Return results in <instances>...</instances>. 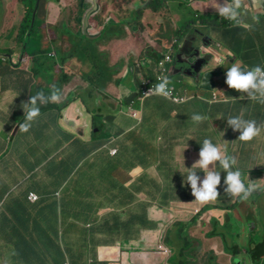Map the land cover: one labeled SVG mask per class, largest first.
I'll return each instance as SVG.
<instances>
[{"label": "crops", "instance_id": "0c3cea01", "mask_svg": "<svg viewBox=\"0 0 264 264\" xmlns=\"http://www.w3.org/2000/svg\"><path fill=\"white\" fill-rule=\"evenodd\" d=\"M9 1L0 0L2 32L11 28L7 23L10 15L29 17L31 11L30 0H15L12 8H2ZM44 1L49 7L44 13L48 23L56 12L52 5L55 0ZM155 2L162 6L160 11L152 8ZM102 3V29L111 31L100 42L108 45L106 53L100 51L107 68L102 104H108L113 112L111 120L107 117L102 121V131L93 134L95 119L86 97L91 91L89 82L82 91H70L69 98L61 91V100L53 102L28 132L19 131L25 118L17 122L9 114L11 109L0 115V264H42L34 258L51 260L50 253L55 256L63 242L76 264H109L113 257L117 258L112 262L122 257L127 261L129 256L144 253L139 246L147 239L156 240L153 253L165 247V240L177 241L166 248L178 256L188 253L187 245L193 249L211 246L212 251H206L205 256L215 263L217 254H227L217 240L223 234L215 229L232 226L233 218L237 225L240 208L228 207L240 200L224 193L226 173L219 164L220 195L215 202L201 205L194 201L186 177L199 159L204 139L220 145L227 155L237 158L236 168L245 184L255 183L257 191L263 190L255 191L260 195L252 196L254 192L241 209L250 219L257 207L252 220H260L259 230L264 229V209L259 208L264 202L259 205L257 200L264 194V131L244 142L227 124L229 117L241 115L264 124V103L248 99L225 83L226 71L233 63L248 70L264 68V0H243L236 20L226 19L215 10L224 0ZM113 10L126 14V18L119 19ZM26 23L21 29L25 30ZM193 29H200L203 36L198 44L201 72L186 74L180 65L168 66L169 86L182 102L176 104L159 95L139 101L140 89L155 80L160 59L165 54L174 58ZM21 57L20 63L13 60L9 69L20 83L16 91L28 101L30 74L24 73L27 67L21 64ZM86 64L92 68L91 62ZM14 87L6 85L4 91ZM241 95L245 99H240ZM54 106L60 111L53 110ZM193 114L206 119L194 122ZM111 151H117L116 155ZM191 170L204 178L199 167ZM31 193L37 195L36 203L29 201ZM65 214L69 221L63 226L59 219ZM198 219L204 236L196 231ZM154 230L159 233L153 234ZM255 247L260 251L257 257L264 261V235ZM55 261L54 257L51 264ZM168 262L173 263V259Z\"/></svg>", "mask_w": 264, "mask_h": 264}, {"label": "rangeland", "instance_id": "374dc122", "mask_svg": "<svg viewBox=\"0 0 264 264\" xmlns=\"http://www.w3.org/2000/svg\"><path fill=\"white\" fill-rule=\"evenodd\" d=\"M15 0H10L9 3H3L1 6L2 8H12V6L16 3ZM56 3V4H54ZM52 5L55 6L56 12L52 15L51 19H48V23L44 20V13L47 12L48 6L43 0L42 6L39 9L38 15H37V21H36V28L35 33L32 37L30 43V47L27 50L29 53V56H27V62L26 65L27 70L24 71V73L30 74V84H29V94H28V100L30 96L36 95L38 92H43L45 96H49L53 89H58V85L62 82V76L65 75L69 78L67 84H65L62 88H60V91H66L65 96L68 98L70 97V91H75L78 89L79 91H82L83 88H85L88 85V82L84 80V74L89 75L91 78L94 77V74L90 70L89 65H84L82 61L78 58H73L69 61H65L66 65L65 67L62 66V61L68 57L69 51L72 48V43L75 41L74 37H97L101 34L103 31V3L101 0V3L99 4V7L96 5L95 0H55ZM35 6V4H34ZM38 2L36 4L35 11L37 9ZM129 7V6H128ZM132 9L134 7H131ZM31 12V11H30ZM114 14L118 16L119 19L126 18V14L121 15L117 11H114ZM49 15V14H48ZM61 15L59 18L58 16ZM27 15H24L23 13L19 14H13L10 15L7 18V23L11 28L14 29L16 32L15 34H20L22 23L24 21L27 22ZM116 21V19H114ZM138 20H135V22ZM96 21V22H95ZM122 21V20H121ZM56 22L58 24H56ZM134 22V25L137 26V24ZM98 24L97 28H95L94 25ZM54 29H57L59 31L60 37L56 36V33ZM10 30V29H7ZM117 30V29H116ZM71 31L74 35L71 34ZM63 32L65 34H63ZM62 33V34H61ZM22 36V34H21ZM1 40V39H0ZM130 40V39H129ZM27 41V40H26ZM21 39L19 44L21 42H25ZM127 42V41H126ZM28 43V44H29ZM18 45V44H17ZM85 45L89 46L91 45V41L87 40ZM107 46L106 44H100L98 45V51L107 52ZM24 47L25 46H17V47H11V43H6L5 45H2L0 47V64L2 65V70L0 71V93L3 96V99L0 100V115L8 111L9 114L14 117V119L17 122H20L24 116L23 102H26L25 99L22 97V95L18 94L17 86H19V82L16 79V75L12 74L10 72V67L12 65L13 60L20 63V57L24 54ZM116 51V50H115ZM113 51V52H115ZM36 52L35 55H38L37 53H44L45 58L42 60V65L40 67H36V65L33 63V60L31 58L32 53ZM49 56V59L58 58L55 61L48 60L47 57ZM123 59L119 58L118 60ZM118 60H114V62H117ZM4 61H7L4 63ZM49 61V62H48ZM101 64V61H99ZM57 64V65H55ZM33 70V71H31ZM16 71V70H14ZM39 74H36L37 72ZM158 75V72H157ZM157 75L155 77V80L153 81L155 84L158 83L157 81ZM168 78V74L166 76ZM90 83V82H89ZM16 86L12 88L11 91H4L5 86ZM91 87L88 89L89 95L86 96L89 100V112L90 115L94 117V129L93 134L96 135L97 133H100L102 131V121H106V118L108 117V120H111L109 115H113V112L109 110L108 104H102L104 102V95L102 94V90L105 87L104 84H101L100 82H94L90 83ZM174 86H178V84L174 81ZM171 88V86H169ZM142 89V88H141ZM140 89V91H141ZM86 101V98L83 99ZM53 102H47L44 104H39L40 107V115L43 114L44 111H47L52 106ZM62 108V107H61ZM53 110H59L56 106L53 107ZM104 116L105 118H102ZM43 118V116H41ZM16 129V128H15ZM14 129V130H15ZM258 193L255 192L252 196L257 195ZM264 194L262 196L258 197L257 200L259 201V205L261 204V200L264 202L263 198ZM233 207L229 206L228 208ZM236 207V206H235ZM240 206L236 207V210L239 209ZM261 209H264L262 207ZM260 209V210H261ZM262 216V214H261ZM200 217V216H199ZM260 221V220H259ZM217 223V221H215ZM233 225H227L225 228H221L218 231L216 228L215 230L218 232V234L222 233L224 234L225 238H229V244L227 245L224 243V238L221 237L217 240L220 241V244L222 246V249L226 250L227 253L228 250H230V247L233 249L237 248L239 246V241L237 238H235V234L239 232L238 228H241L244 232V235L248 232V225L244 222L238 223V225H235L236 218L232 219ZM262 223H264V219L262 220ZM200 219H198L196 223L197 232L200 234H205L204 227H199ZM215 225V224H214ZM216 226V225H215ZM220 227V226H219ZM208 231V230H207ZM159 233L157 230L153 231V234ZM148 234V233H147ZM250 234V233H249ZM251 235V234H250ZM262 235H264V229L261 228L258 229V233L255 235V238L253 241L261 240ZM211 237L218 236L217 234L209 235ZM222 236V235H221ZM231 239V241H230ZM177 241H164L165 247H171L173 244ZM179 244H182V242L178 241ZM155 239H147L141 243L139 246L142 248V251L144 252L140 256H129L127 261H124V257L121 259H117L115 262L114 259L117 257H113L109 262V264H167L168 259H174L179 258L178 255H171L169 250H167L165 247H159L155 253H153V249L155 248ZM204 243V241H203ZM181 246L180 248H182ZM190 248V247H189ZM188 248V249H189ZM207 250H204V249ZM175 249V248H174ZM179 249V248H178ZM212 251L211 246H202L201 248H196L195 250L193 248H190L188 252L193 251L192 255V261H194V264H207V260L209 257H206L207 254L206 251L210 250ZM214 251V250H213ZM157 253V254H156ZM229 254L225 255H218L215 259V263L212 261L210 264H233L231 257L228 256ZM242 259L245 260V263L247 264H253L252 260L249 258L247 259L245 254H242ZM92 258V257H91ZM196 258V259H195ZM89 259V258H88ZM94 262V261H93ZM264 263V262H263ZM93 264H97V262H94ZM168 264H174L169 263Z\"/></svg>", "mask_w": 264, "mask_h": 264}, {"label": "clouds", "instance_id": "9594fccd", "mask_svg": "<svg viewBox=\"0 0 264 264\" xmlns=\"http://www.w3.org/2000/svg\"><path fill=\"white\" fill-rule=\"evenodd\" d=\"M42 2L40 3V7L42 6ZM242 3L243 0H231V3L228 0H224V3L215 10L226 19L236 20ZM225 83L230 89H234L241 94H246L248 99L264 103V68L255 66L251 70H248L241 68L237 63H233L226 71ZM169 84L170 80L165 77L156 83L154 87H151L146 95L154 93L166 99L170 98L172 89L169 88ZM61 98L59 89H53L49 96H45L43 92L30 96L29 100L22 104L25 122L19 124V131L28 132L30 130L32 123L40 116L39 104L59 102ZM240 99H245V96L241 95ZM191 119L199 123L203 122L206 117L200 114H193ZM227 124L233 131L240 133L238 139L244 142L252 141L264 131V124L258 125L255 120H245L242 115L229 117ZM217 164L226 173V177L224 178V193L227 196L232 199L238 198L241 201H246L257 191L255 183L245 184L241 171L236 168L238 160L235 156L227 155L226 149L222 150L220 145L214 144L210 139H204L199 151V159L189 169L186 177V184L190 185L191 193L195 197L194 201L203 205L217 200L220 195L218 186L221 185V172L216 171ZM195 167H199L201 172L205 174L203 179L197 174L198 172L191 170ZM234 168L236 170H233Z\"/></svg>", "mask_w": 264, "mask_h": 264}, {"label": "trees", "instance_id": "16d2710c", "mask_svg": "<svg viewBox=\"0 0 264 264\" xmlns=\"http://www.w3.org/2000/svg\"><path fill=\"white\" fill-rule=\"evenodd\" d=\"M30 1L31 2H30L29 7L31 8V12H30L29 17L27 19L25 30L22 33V40H24V41H26V39H27V37L29 35V31L32 28L33 15H34V12H35L36 4L38 2L37 0H33V1L30 0ZM157 1H159V0H157ZM34 4H35V6H34ZM46 4H47V2H46ZM152 8L155 11H160L162 9V6H160L158 2H155V3H153ZM35 28H36V23H35L34 31L32 33V37H33V35L35 33ZM185 32H186V30H185ZM110 34H111L110 29L106 30L105 33H104L103 38H105L106 36H108ZM103 38L100 39V40H90L87 37L86 38L74 37L75 41L72 43V48L69 51L68 57L62 61V66L65 67V65H66L65 61L66 60L69 61V60H71L73 58L80 59L84 65H87L86 64L87 62H91L92 63V68H90V70L94 74V77L91 78L89 75H85L84 80L86 82H90V83L94 82L95 80H96V82H100L101 84L104 83L107 80V78H106V76H107V74H106L107 68L103 64V55H101L100 54L101 52L98 51V45H99L100 42H102ZM31 40H32V38H31ZM31 40H30V42H31ZM87 40L91 41V45H89V46L85 45ZM29 47H30V43H29ZM29 47H28V49H29ZM35 54H36V52L32 53L31 58L33 60V63L36 65V67H40L42 65V63H41L42 60H44V58H45V54L44 53H37L38 55H35ZM27 56H29L28 51H27ZM47 59L55 61L58 58L49 59V56H48ZM99 61H101V64H100ZM55 65H57V64H55ZM35 73L39 74L38 71L35 72ZM68 80H69V78L67 76L63 75L62 76V82L58 85V89L62 88L65 84H67ZM56 107L59 108L58 106H56ZM31 194H34V193H31ZM234 207L235 206H233L232 208H234ZM41 214H43V212H41ZM59 220L62 222V224L64 226V225L68 224L69 217L66 216V214H65L64 216L60 217ZM214 224L216 225L217 223H215V221H214ZM19 227L20 228L25 227V224H19ZM181 236L182 235H179L178 238L181 239ZM221 237L226 239L224 234ZM187 246L189 248V245H187ZM226 248H227V244H226ZM193 251L188 252V253L186 251V254L179 256V258L175 257L173 259V263L174 264H194V261L191 262L192 257H193L191 255H192ZM259 253H260V251L257 248V254H259ZM50 255H51V260H46L44 258V259H39L37 261V259L34 258V262H40L42 264H51L52 260H54V257H55V259H56L55 263L56 264H76L75 259L70 257L69 251H68L66 245L64 244V242H63L61 248L56 249V255L55 256H53L52 253H50ZM258 258L261 259L260 256ZM208 261H207L208 262L207 264H210V262L213 261V259H209Z\"/></svg>", "mask_w": 264, "mask_h": 264}, {"label": "water", "instance_id": "95a60500", "mask_svg": "<svg viewBox=\"0 0 264 264\" xmlns=\"http://www.w3.org/2000/svg\"><path fill=\"white\" fill-rule=\"evenodd\" d=\"M96 1V5L99 7V4L101 3V0H95ZM186 2H188V0H185ZM40 3L41 0H38V6L37 9L34 13V17H33V25L32 28L30 30V33L27 37V41L25 42V47H24V54L21 57V64L23 63V61L26 58L27 55V50L29 47V41L32 38V33L34 31V27H35V23L37 21V15L40 9ZM117 24V23H114ZM122 25H127L125 22H121ZM105 31L101 32V34L97 37H90L87 36V38H89L90 40H100L103 38ZM185 36V35H184ZM183 36V37H184ZM105 39V38H103ZM201 39L203 40V36L201 33L200 29H193L192 31H190L188 34H186L185 36V40L183 41V43L180 45L179 47V51L178 53L174 56L173 58V64L174 67H178L179 65V69H183L185 71L186 74H193L196 75L198 73L201 72V48L199 49L198 44L201 42ZM186 55H189V57H187ZM257 192H263V190L261 191H257ZM258 195H260L258 193ZM241 209V207H240ZM251 224H253L254 226H252V235L254 234V232H257L259 227L258 224L256 222L252 223V221L250 219H247V225L250 226ZM227 227V225H225ZM254 240V237H252ZM251 238V240H252ZM252 240V241H253ZM256 241H253L252 244H255ZM224 243L228 245L229 243V239H224ZM237 248L235 249H230L228 250V256L231 257V260L233 262V264H244L245 260L242 259V257L239 253L235 252ZM254 248H252L253 250ZM256 250V249H255ZM255 250H253V252L255 253ZM251 252L250 250V255L249 258L253 261L254 260V253ZM256 254V253H255ZM247 264V263H246Z\"/></svg>", "mask_w": 264, "mask_h": 264}, {"label": "flooded vegetation", "instance_id": "af4514ba", "mask_svg": "<svg viewBox=\"0 0 264 264\" xmlns=\"http://www.w3.org/2000/svg\"><path fill=\"white\" fill-rule=\"evenodd\" d=\"M2 27H4V26L0 24V39H1L0 40V47L2 45H5L6 43H11V47H13V46L17 47L19 45V42L21 41V37H22L21 34L24 32V29L23 28L21 29L20 34H15L16 32L14 31L13 28H10V30H7L8 28H6L5 30H7V31L6 32H2L1 31ZM54 31L56 33V36L60 37L59 31L57 29H54ZM69 32H71V31H69ZM29 33H30V31H29ZM63 34H65V33L63 32ZM71 34L74 35L72 32H71ZM74 36H76V35H74ZM76 37H78V36H76ZM102 42H104V39L102 40ZM243 202L244 201L240 200V202L237 205H235V206L236 207H238V206L242 207ZM236 207H234L233 209L236 210ZM256 208L257 207H254L253 214H252V216H250V220L252 221V223H254L252 218H254V216H255L254 213H255V209ZM259 208L261 209L262 206H259ZM236 216H237V220H238L237 221V225L240 222H244L247 225V219H249L248 218L249 214H248V212H246V210L240 209L238 212H236ZM256 220L258 221V218H256ZM257 223H259V221ZM252 226H254V225L251 224L250 226H248V232H247L246 235H244V232H243V230L241 228H238L239 232L236 233L235 236H234L235 238L238 239V241L240 243L239 246L237 247V249L235 250V252L239 253L240 255L245 254L247 259H249L250 250H251V252H253L252 248H255L257 250V248L255 247V244H252V242H253L252 241L253 240L252 237L255 238V235L258 233V231L254 232V234L252 235V231H251L252 230ZM251 238H252V240H251ZM256 254H257V252H256ZM256 254L254 253V260L252 261V263L253 264H264L263 263L264 261L259 259ZM244 264H246V263H244Z\"/></svg>", "mask_w": 264, "mask_h": 264}, {"label": "built area", "instance_id": "2783aa9c", "mask_svg": "<svg viewBox=\"0 0 264 264\" xmlns=\"http://www.w3.org/2000/svg\"><path fill=\"white\" fill-rule=\"evenodd\" d=\"M172 62H173V56L171 54H165V56L162 59H160V61L157 64V67H158L157 81L158 82H160L161 80H163L167 76V73L169 70L168 66H169V64H172ZM154 86H155V83L152 81L146 83L145 86L140 91L139 101H143L147 98H150V97H153L154 95H156L154 93L146 95V93L149 92V89L151 87H154ZM170 89H172V95L170 98H167V99L171 100L173 103L180 104V102H182V100L174 95L175 89L172 87ZM133 116L135 117L136 114H133ZM116 153H117V151H111L112 155H116ZM29 201L31 203H36L38 201L37 195L31 194L29 196Z\"/></svg>", "mask_w": 264, "mask_h": 264}]
</instances>
